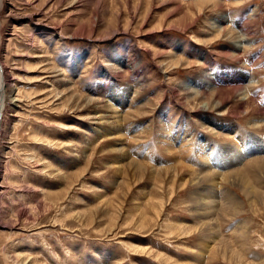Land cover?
Listing matches in <instances>:
<instances>
[{"label": "rangeland", "instance_id": "1", "mask_svg": "<svg viewBox=\"0 0 264 264\" xmlns=\"http://www.w3.org/2000/svg\"><path fill=\"white\" fill-rule=\"evenodd\" d=\"M4 1L0 264H264V172L260 199L215 180L240 205L224 196L214 226L195 212L211 182L167 151L188 129L240 144L206 117L264 137V0Z\"/></svg>", "mask_w": 264, "mask_h": 264}, {"label": "bare ground", "instance_id": "2", "mask_svg": "<svg viewBox=\"0 0 264 264\" xmlns=\"http://www.w3.org/2000/svg\"><path fill=\"white\" fill-rule=\"evenodd\" d=\"M4 5H5V1L0 0V16H1V10L4 8ZM240 76L242 77V75H240ZM7 78L8 77L6 76L5 67H4L3 62H2L1 23H0V135L2 134V132H4V116H5L6 104L9 103V105L12 106V105H15V103L18 101L17 97L14 96V90H12L10 96H7V85H8ZM242 78H244V76ZM240 79L241 78H239V79H237V81L233 82V85L236 87L235 89H237L238 85L242 83V80H240ZM209 82H211L210 79L205 80V85H207L208 88L211 87L210 89H213V86H215L216 83L214 81H212L211 84L208 85ZM253 84L254 83H252V85ZM135 92L136 91H134V93ZM112 93L113 94H112L111 98L113 100H115V98H117V96L114 94V92H112ZM197 94H199V92H197ZM248 95H249L248 93H245V94L242 93L240 97L248 98ZM129 96L131 98V95H129ZM130 98L128 101H129V104L131 105L130 101H133L134 96L132 97V99H130ZM125 102L126 101H124L123 98H120L118 100V102H116L117 105L119 106V108H113L115 110L114 119L116 120L117 124L118 123L121 124V122L125 121V120H123L124 116L120 113L121 111L119 110L121 108L123 109V107L125 109V104H126ZM219 104L220 103L218 102L217 105H219ZM206 105H207V107L210 106L209 103H207ZM111 106H109V107L112 108ZM206 119H207L206 120L207 122L205 125H207L209 127L207 129L213 128V131L220 129L222 131H226V132L228 131V134H231V135H234V134L237 135L238 134L239 139H240V144L238 146H231V149L226 150V151H224L223 149L222 150L218 149L216 151V150L212 149V146L209 144L208 140L205 138H201L199 141L195 142V136L192 135V133H190L188 131L189 129L188 130L186 129L187 132H184L182 134L181 133H179L177 135L174 134V136L168 134L169 136H167L168 137L167 143H169V142L170 143L168 146L169 150H167V151L169 154H173V156L177 160L176 162L178 163V166L180 168H183V170L187 169L188 171L193 173V176L196 178L194 181H196L197 183L208 182V181L211 182V184H207V185L204 184L206 186V188L202 189L203 191L198 197H195V199L197 200V203L201 204V206L199 208H196L195 212L205 211L206 215H208L207 219L209 217L210 218L209 220H212L210 222H212L213 224L210 223V225H214V224H219L218 218L216 216H217V214H219L220 211L224 212L225 209L226 210L228 209L230 212V210H231V208L228 207L227 204H226V206H227L226 207L224 203H221L222 201H224L223 200L224 196L230 197L232 202L235 205L236 204L240 205L237 197H235L233 195L231 196V194L223 195L222 198L220 197L222 200L218 201L217 199L219 197L217 196L215 189H217V187L219 188V184H217L215 182V180H217L219 178H221V180H224V181L226 180V182L234 180L237 183H239V185L243 188L244 192L248 196H249V194L250 195L255 194L256 197L259 199L262 197V196L260 197V194H262V193L256 191L257 189L254 187V185L250 181V179L248 177V173H251L250 169L257 171L256 168H258L261 172H264V137L263 138L262 137L261 138H259V137L255 138V137H252L255 135L245 134L241 129L233 128L231 126H227L226 128L225 127L218 128L216 125H214L212 123L210 118L206 117ZM102 120L103 119L100 118L101 122H102ZM101 125L105 127V125H107V121L102 122ZM262 125H263V123H254V124H252V127L255 129V128H260ZM102 126H101V128H102ZM170 130L171 129H168L169 132H170ZM101 131H102V129H99V132H101ZM213 131H211L213 135H216V136L220 135L219 133H216ZM105 133H107V132H105ZM107 134H105V135H107ZM247 139H248V141H247ZM193 146L197 147L196 150H194V152L191 150V148L193 149ZM191 153L194 154V155H192V158L200 160L201 163L196 164L195 163L196 160L194 162H192V160H191V162L190 161L186 162L185 160H187L188 157H191ZM258 156H261V158H257ZM248 159L251 161L250 165H249V169L244 168V166L242 165ZM210 163H212V166L210 165ZM216 184L218 186H216ZM219 190H221V189H219ZM255 195H253V196H255ZM262 195H264V194H262ZM256 197H255V199H256ZM255 199H254V201H255ZM262 200H263V198H262ZM254 201H253V203H254ZM219 206H221V208ZM230 206H232V205H230ZM229 212L225 211L224 214L226 213V215L231 216V213H229ZM198 214L199 213H197V216H198Z\"/></svg>", "mask_w": 264, "mask_h": 264}]
</instances>
